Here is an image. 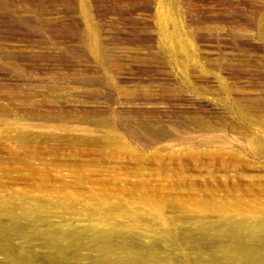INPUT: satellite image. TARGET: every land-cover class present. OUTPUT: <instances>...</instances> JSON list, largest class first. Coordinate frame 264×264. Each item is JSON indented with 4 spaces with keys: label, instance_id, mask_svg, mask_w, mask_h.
Returning a JSON list of instances; mask_svg holds the SVG:
<instances>
[{
    "label": "rangeland",
    "instance_id": "obj_1",
    "mask_svg": "<svg viewBox=\"0 0 264 264\" xmlns=\"http://www.w3.org/2000/svg\"><path fill=\"white\" fill-rule=\"evenodd\" d=\"M228 247L264 252V0H0V264Z\"/></svg>",
    "mask_w": 264,
    "mask_h": 264
},
{
    "label": "bare ground",
    "instance_id": "obj_2",
    "mask_svg": "<svg viewBox=\"0 0 264 264\" xmlns=\"http://www.w3.org/2000/svg\"><path fill=\"white\" fill-rule=\"evenodd\" d=\"M93 45H94V50L90 49V54H91L92 58H95V60L100 61V63L103 65L104 64V59H103L104 48L100 44H98L97 42L94 43ZM9 55H10L9 53L1 52V59L10 58V57H8ZM65 66L68 68L72 67V65H65ZM243 117H245V116L243 115ZM150 135H152L153 139L157 138L155 136V134H153V133H151ZM103 252L108 253L109 251H108V249H103ZM127 256H131L134 258L135 255H134V253H130V254H127ZM138 256H139V254H138ZM220 256H221V258L227 260L224 262L225 264H229V263H231V264H264V252H261V251L259 252L258 250H255V249L253 250L252 248L240 249V248L228 247L226 250H223L221 252ZM135 257H137V256H135ZM103 258H105V257L102 255V259ZM140 262H142V261H139L138 259L128 258L127 264H138ZM206 263L215 264L216 260L210 259Z\"/></svg>",
    "mask_w": 264,
    "mask_h": 264
}]
</instances>
